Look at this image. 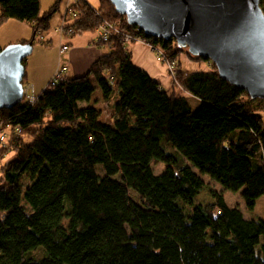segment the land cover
Returning <instances> with one entry per match:
<instances>
[{
  "label": "trees",
  "instance_id": "obj_1",
  "mask_svg": "<svg viewBox=\"0 0 264 264\" xmlns=\"http://www.w3.org/2000/svg\"><path fill=\"white\" fill-rule=\"evenodd\" d=\"M60 1L40 16V0H0V22L32 24L35 41ZM105 22L117 26L96 41L108 52L85 74L50 80L36 102L0 109L1 129L11 128L0 141V264H264V218H246L215 188L210 200L199 196L210 171L225 188H243L248 209L264 195V99L175 39L162 43L164 63L177 65L185 52L207 68L177 65L180 89L170 92L126 48L163 39L110 0H73L63 26L81 34ZM98 92L108 121L91 103Z\"/></svg>",
  "mask_w": 264,
  "mask_h": 264
},
{
  "label": "water",
  "instance_id": "obj_2",
  "mask_svg": "<svg viewBox=\"0 0 264 264\" xmlns=\"http://www.w3.org/2000/svg\"><path fill=\"white\" fill-rule=\"evenodd\" d=\"M146 36L175 39L215 63L221 78L264 99V11L261 0H110ZM33 41L0 50V109L23 101L24 65Z\"/></svg>",
  "mask_w": 264,
  "mask_h": 264
},
{
  "label": "rangeland",
  "instance_id": "obj_3",
  "mask_svg": "<svg viewBox=\"0 0 264 264\" xmlns=\"http://www.w3.org/2000/svg\"><path fill=\"white\" fill-rule=\"evenodd\" d=\"M58 0H40V16L44 15V13L48 12L51 7ZM70 0H61L59 4V9L53 14L50 20V27L47 31H45L42 35H38L34 41V29L33 25L20 21L14 18H8L0 22V48L4 49L11 44L17 43H28L33 41L34 50L32 54L27 57L26 60V70H27V79L37 80L39 82L43 81L44 78L50 73L51 69L57 63L59 65L67 64L65 60L66 55H60L59 43L61 39L65 38L61 35V27L64 25V14L66 13V7ZM89 3L94 6H99V0H88ZM71 4V3H70ZM73 21L71 18L68 22ZM94 32L89 31L84 33H77L76 36H94ZM95 37V36H94ZM69 39V37L67 38ZM94 39V38H93ZM161 39V38H160ZM45 43H49L51 46H45ZM162 43L167 44V40H162L157 45V48L160 50H155L151 45H147L142 41L128 42L126 48L132 52L133 61L136 65L147 70L153 77L158 79L163 86L170 92L179 91L180 87L174 86L173 76L177 73L176 69H171L172 61L169 63H164L160 59L161 49H163ZM69 46V45H68ZM98 46V45H97ZM103 52H108L107 47L99 46ZM62 48V46H61ZM99 48V49H100ZM101 50V51H102ZM68 51V50H67ZM62 53V52H61ZM61 62V63H60ZM176 62L178 68L180 67L184 72L191 71H199L207 68V64L205 62H200L197 60H193L187 56L185 52H182L176 58ZM175 65V66H177ZM154 73H151V71ZM48 85V84H47ZM259 99V98H256ZM92 104L100 108L103 112L102 119L108 121L110 119V108L105 104L104 99L100 96V92H98L92 99ZM11 128H4L2 133L9 134ZM10 135V134H9ZM14 157L13 152L7 153L2 158V162H6ZM154 169L156 173H160L164 170L163 163L154 162ZM205 181V189L201 192L202 200H210V193L208 191L209 187L215 188L224 193L226 200L232 206H238L244 212L246 218H264V195H261L257 201L254 209H248L245 205L244 198L242 196L243 188H239L238 186H234L231 189L225 188L226 186L220 181L213 171L208 172L203 175ZM198 196V199L200 198Z\"/></svg>",
  "mask_w": 264,
  "mask_h": 264
},
{
  "label": "crops",
  "instance_id": "obj_4",
  "mask_svg": "<svg viewBox=\"0 0 264 264\" xmlns=\"http://www.w3.org/2000/svg\"><path fill=\"white\" fill-rule=\"evenodd\" d=\"M69 5H70V1L67 5L66 9L68 8ZM64 22H65V14H64ZM62 28H63V25L61 27V34H62L61 36L63 37L65 35L64 36L65 38L61 39V42L59 43L58 47L60 50V55L61 56L66 55L65 60H66L67 64L59 65L57 63L56 65H54V67L51 69L50 73L41 82H39L37 80L27 79V70H26V74H25L26 77H24L23 83L33 84L34 91L37 95H40L44 91V89H46V87L49 85L50 80L53 78L54 74L62 66L68 67V71L66 73V76H68V77L80 76V75L85 74L89 70L92 63L102 55L103 50L96 43V41H98L96 32H94L95 37L93 36V34L91 36L90 35L76 36V34H73V35L63 34ZM68 37H69V39H67ZM63 44H68L69 49H68V51L61 53V46ZM44 45L45 46H51L52 44L51 45L44 44ZM147 45H150V44H147ZM33 50H34V46H33ZM26 60H25V62H26ZM151 73H154V72L151 71Z\"/></svg>",
  "mask_w": 264,
  "mask_h": 264
},
{
  "label": "built area",
  "instance_id": "obj_5",
  "mask_svg": "<svg viewBox=\"0 0 264 264\" xmlns=\"http://www.w3.org/2000/svg\"><path fill=\"white\" fill-rule=\"evenodd\" d=\"M72 1L73 0H70V3ZM73 15L76 16L75 13H73ZM115 27H117V26L114 24H111L109 22H105V23H102L101 25H99V27L96 30L97 40L107 41L109 39L112 31L115 29ZM62 33L68 34V35H73L74 29L73 28L66 29L63 26ZM151 46L153 47V49L158 50V48H156L155 46H153V45H151ZM68 49H69L68 44H63L62 48H61V52L62 53L66 52ZM175 65H176V63L172 62V66H170V68L171 69H173L174 67L176 68ZM67 71H68V67L62 66L59 70H57V72L54 74L53 78L51 79L52 83L54 84V83H57V82L63 80L66 77ZM38 97H39V95H37L35 93L33 84L23 83V101L34 103L38 100ZM7 128H9V126H7ZM16 131H20V128L17 127ZM8 137H9V134L2 133V129H1V125H0V141L7 142Z\"/></svg>",
  "mask_w": 264,
  "mask_h": 264
}]
</instances>
